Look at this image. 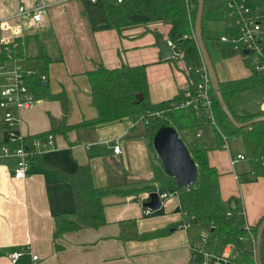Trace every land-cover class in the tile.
Wrapping results in <instances>:
<instances>
[{
	"label": "crops",
	"instance_id": "crops-1",
	"mask_svg": "<svg viewBox=\"0 0 264 264\" xmlns=\"http://www.w3.org/2000/svg\"><path fill=\"white\" fill-rule=\"evenodd\" d=\"M36 2L45 5L42 20L37 25L21 21L24 29L21 53L27 67L46 76L44 92L43 95L35 93L33 85L38 82L32 79L29 87L35 97L34 104L27 111L13 110V113L20 117L21 135L51 133L54 143L29 163L21 180L13 178L17 159L0 154V264H10L8 256L23 249L26 252L16 264H30L29 253L38 258L34 264H190V233L181 224L176 193L170 191L175 194L162 199V192L155 189L153 177L158 160L144 133L145 123L140 119L136 122L122 119L94 127L81 125L96 117L87 80V73L96 68L144 66L147 100L151 105L168 101L186 90L189 82L184 71L186 64L173 58L158 59L154 33L160 34L163 42L169 39L168 24L147 21L112 29L106 13V4L111 0L94 3L0 0V20L14 15L20 6L31 9ZM12 25V22L8 24ZM215 45L213 41L209 43V57ZM41 57L47 60L43 71L39 70ZM236 57L239 56H220L223 63L213 64L217 82L228 83L251 76L250 63L242 57L239 58L244 59L249 71L229 65L225 74L222 73V66ZM47 96H61L65 111L59 101ZM231 96L227 104L235 114L259 112L256 107L246 108L247 105L234 109L229 103ZM205 128L207 139L201 134ZM195 133L200 134L197 141L193 138ZM190 134L191 143H183L189 149L197 145L206 149L207 163L218 173L220 199H235L243 213V222L255 226L264 216V177L253 179L241 140L234 137L239 140V147L230 149L225 138L224 149L221 140L211 136L208 126ZM181 135L187 137L188 132ZM0 138L5 140L2 125ZM114 146H118L117 154L112 151ZM237 155L243 159L232 162ZM81 166L88 167L94 188L111 189L101 198L103 224L95 228L84 226L53 237L54 218L67 217L74 208L65 177ZM145 186L157 191L159 208L156 211L142 207L148 201V194L154 192L144 190ZM145 210L148 214H144ZM163 229L169 231L144 238ZM128 235L133 237L123 239Z\"/></svg>",
	"mask_w": 264,
	"mask_h": 264
},
{
	"label": "trees",
	"instance_id": "trees-1",
	"mask_svg": "<svg viewBox=\"0 0 264 264\" xmlns=\"http://www.w3.org/2000/svg\"><path fill=\"white\" fill-rule=\"evenodd\" d=\"M256 3L259 15H264V0H257ZM106 13L112 29H119L130 24L127 19L130 15H144L149 23L168 24L167 36L178 44L182 52L181 60L184 64H195L199 61L200 57L194 40L187 37L183 38L190 34V25L182 0H123L119 5H113L109 2L106 4ZM260 19L264 26V16ZM191 20L194 21V16ZM210 21H220L224 26L226 20L223 17V7L216 0H203L201 33L204 48L209 53L208 45L213 41L216 43L222 58L234 56V52L231 51V44L220 43L218 39L213 40L204 36L203 22ZM224 33L228 32L224 30ZM13 51L16 55H21L19 46H16ZM39 60L41 64L39 70L43 71L47 60L44 57ZM262 60L264 62V52ZM87 80L90 102L96 112V117L91 121L82 123V126L94 127L122 119L136 122L146 113H158L159 118V115L145 117L144 133L149 141L154 132L162 125L172 127L178 135L206 126V122L196 114L193 107L174 108L183 102V90L168 101L151 105L147 100L144 66H121L111 70L96 68L87 73ZM259 86H264V72L252 73L249 78L243 80L228 83L218 82L220 95L236 123L243 124L254 118L264 117V112L237 115L229 108L227 98L235 93ZM33 88L36 90L35 93L43 95L44 87L41 84L34 83ZM47 97L59 101L63 111H65V101L61 96ZM211 97L215 124L219 133L226 139L239 138L253 179L264 177V121L235 129L219 108L213 93ZM62 123H58L57 126L62 125ZM73 128H77V126ZM54 129L55 126L52 128V132ZM217 139H219L218 136ZM188 152L196 167L195 181L185 189L178 188L157 166L154 168L153 177V182L156 184L155 189L160 192L174 191L176 193L182 215L181 224H189L190 228L187 233H190V236L200 230L209 231L213 249L234 243L236 237L242 234L241 226L243 224V217L237 202L235 199L227 201L220 199L217 183L218 173L208 165L206 149L199 147L188 149ZM65 181L70 187L74 208L69 216L54 218L52 236L56 237L62 233L76 231L84 226L95 228L102 225L104 220L101 198L111 192V189L94 188L87 166L78 167L72 175L65 177ZM143 189L154 191L153 187L148 186ZM230 203H233V208H230ZM228 212L230 216L226 215ZM263 218L264 216L254 226L255 228ZM168 231V229H163L144 236V238L161 236ZM131 237L133 235H128L123 239ZM260 261L261 264H264V231L260 241Z\"/></svg>",
	"mask_w": 264,
	"mask_h": 264
},
{
	"label": "built area",
	"instance_id": "built-area-1",
	"mask_svg": "<svg viewBox=\"0 0 264 264\" xmlns=\"http://www.w3.org/2000/svg\"><path fill=\"white\" fill-rule=\"evenodd\" d=\"M94 3L96 0H87ZM123 0H111L113 5H119ZM184 11L190 25V34L184 36L193 40L192 34V16L195 14V0H182ZM223 7L224 33L218 38L220 43L231 44V51L235 56L250 59L252 73H263L264 62L262 60L264 52V26L261 24L257 0H216ZM45 5L41 2H36L31 9H26L22 6L17 8L14 15L7 19L0 20V78L2 84L0 86V125H2L5 140L0 138V154L13 156L17 159L13 178L15 180L24 179L28 165L33 161L42 150L53 147L54 137L51 133L43 135L24 136L21 135L20 117L13 113V110L27 111L35 102L29 83L32 79H36L42 86L46 82V76L40 74L37 70L27 67L24 63V57L16 55L13 51L16 46L22 47V37L24 29L22 20L27 21L30 25H37L42 20V11ZM12 22V26L8 24ZM192 22V23H191ZM166 47L171 51L174 60H181L182 52L178 44L170 39L164 41ZM247 51V55L242 52ZM184 71L189 78L188 86L182 94L183 102L174 108L193 107L196 114L206 122V126L211 129V136H217L225 149V138L221 135L216 127L214 113L212 110V91L208 79V75L202 65L200 59L195 64H187ZM261 109L264 111V100L260 103ZM159 115L158 113H146L140 117L142 123H145L146 116ZM181 138L182 135H179ZM194 141L200 138L199 133H195ZM182 140V138H181ZM183 141V140H182ZM114 154L118 153V146L112 149ZM243 157L237 155L235 160H242ZM155 193L157 191H154ZM175 194L174 192H162L160 198L165 199ZM148 210L144 214H148ZM240 214L243 216L242 211ZM230 216L228 212L226 214ZM182 216V215H181ZM183 228L188 230L189 224H182ZM242 234L238 235L234 243H229L221 248L213 249L210 233L207 230H200L192 234L188 238V250L190 253V264H248L244 259V254L237 247V243L245 241L249 244V253L252 256L255 241V227L243 222L241 226ZM25 249L15 251L8 256L10 264H16L17 259L25 254ZM29 252L27 251L26 254ZM30 254V264L37 262L38 258Z\"/></svg>",
	"mask_w": 264,
	"mask_h": 264
},
{
	"label": "water",
	"instance_id": "water-1",
	"mask_svg": "<svg viewBox=\"0 0 264 264\" xmlns=\"http://www.w3.org/2000/svg\"><path fill=\"white\" fill-rule=\"evenodd\" d=\"M195 2L196 10L192 25L193 40L197 47L200 61L208 75L211 91L215 96V100L219 108L223 111L225 117L227 118L231 126L235 129H241L255 122L264 121V117H257L246 123L238 124L234 121L230 112L227 110L226 105L224 104V101L218 89V82L214 74L209 54L204 48V44L202 42L201 18L203 0H195ZM127 19L130 24L144 23L148 20L147 17L144 15H130L127 17ZM154 36L156 38L155 46L158 49V59H172L173 55L162 41L160 34L154 33ZM242 54L247 55V51H243ZM150 144L152 151L154 152L158 160V166L160 170L165 176L169 177L172 180L176 187L185 189L195 181L196 167L190 157L188 149L184 145L177 132L172 127L165 125L160 126L152 135ZM112 162L118 169V166L116 165L113 159ZM142 207L150 211H156L159 208L157 194L155 192L149 193L148 201L143 203ZM230 208H233V203H230ZM263 231L264 218L255 228V241L253 252L254 264H261L260 241Z\"/></svg>",
	"mask_w": 264,
	"mask_h": 264
},
{
	"label": "rangeland",
	"instance_id": "rangeland-1",
	"mask_svg": "<svg viewBox=\"0 0 264 264\" xmlns=\"http://www.w3.org/2000/svg\"><path fill=\"white\" fill-rule=\"evenodd\" d=\"M203 30H204L205 36H207L213 40H217L219 37H222L224 35L223 25H222V23L217 22V21L203 22ZM209 58H210L212 66H213V64H215V62L216 63L221 62V59H220L216 45H215L214 49L210 52ZM245 58L250 63V59L248 57H245ZM228 62H229L228 65L222 66L221 71L223 74H225L229 65H232V68H235L236 70H238V68H240L241 70L245 69L244 70L245 72H246V70L249 71V69L246 68V65L244 63V59L236 57V58L231 59ZM221 63H223V62H221ZM263 100H264V86H260V87H254V88H251L249 90H245V91L233 94L231 96V100L229 101V103L232 105V107L234 109L245 108L247 105V106H249V107H246L248 109L254 110L256 107L257 111L264 112L263 109H261V107H260V103ZM159 117H160V115L158 116V118ZM201 134H202L203 139H207V128H205ZM181 138L185 143H191V141L189 142V140L191 138L190 132H188L187 137H185V135L184 136L182 135ZM227 143H228L230 149H234V148L237 149L239 147V144H238L239 140L238 139H235V138L228 139ZM211 146H212L211 143H209L208 147H211ZM199 147H200L199 145L195 146V148H199ZM187 149H189V148L187 147ZM236 245L239 248V250L244 254L243 256H244L245 261L248 264H253L252 256L249 253V248H250L249 244L246 243L245 241H241V242L237 243Z\"/></svg>",
	"mask_w": 264,
	"mask_h": 264
}]
</instances>
